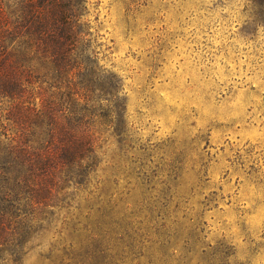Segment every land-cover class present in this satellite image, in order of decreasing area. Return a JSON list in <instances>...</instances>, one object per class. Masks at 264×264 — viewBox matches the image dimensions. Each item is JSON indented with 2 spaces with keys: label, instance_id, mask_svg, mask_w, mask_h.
Returning a JSON list of instances; mask_svg holds the SVG:
<instances>
[{
  "label": "rangeland",
  "instance_id": "1",
  "mask_svg": "<svg viewBox=\"0 0 264 264\" xmlns=\"http://www.w3.org/2000/svg\"><path fill=\"white\" fill-rule=\"evenodd\" d=\"M85 19L120 84L90 174L107 217L61 226L73 194L0 264H264V8L88 0Z\"/></svg>",
  "mask_w": 264,
  "mask_h": 264
},
{
  "label": "trees",
  "instance_id": "2",
  "mask_svg": "<svg viewBox=\"0 0 264 264\" xmlns=\"http://www.w3.org/2000/svg\"><path fill=\"white\" fill-rule=\"evenodd\" d=\"M249 1L263 10L264 0ZM87 5L0 0V261L15 262L31 234L54 219L49 208L67 210L73 194L83 193L86 208L74 206L61 226L94 236L91 225L107 217L109 202L90 174L120 84L97 62ZM92 208L100 220L88 221ZM66 250L59 264H75Z\"/></svg>",
  "mask_w": 264,
  "mask_h": 264
}]
</instances>
